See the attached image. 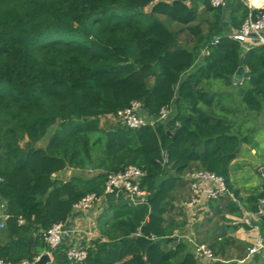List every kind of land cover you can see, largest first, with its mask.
I'll list each match as a JSON object with an SVG mask.
<instances>
[{"label":"trees","instance_id":"obj_1","mask_svg":"<svg viewBox=\"0 0 264 264\" xmlns=\"http://www.w3.org/2000/svg\"><path fill=\"white\" fill-rule=\"evenodd\" d=\"M225 9L210 0H0V199L9 215L0 260L49 253L46 233L129 167L143 173L145 201L104 211L84 262L57 251L49 264H199L180 237L189 176L199 171L223 178L228 194L207 202L214 214L197 225V244L215 264L246 258L232 218L262 208L264 234V189L243 197L231 168L250 129L223 115L206 87L212 79L238 86L242 114H261L264 45L244 51L229 37L250 15L242 0ZM241 66L247 87L233 81ZM133 102L155 119L167 107L174 113L139 129L109 119ZM69 169L94 173L57 177Z\"/></svg>","mask_w":264,"mask_h":264},{"label":"built area","instance_id":"obj_2","mask_svg":"<svg viewBox=\"0 0 264 264\" xmlns=\"http://www.w3.org/2000/svg\"><path fill=\"white\" fill-rule=\"evenodd\" d=\"M233 0H210L211 6L214 8H227ZM248 7L250 15L240 30H233L229 37L237 40L243 47L244 51H248L253 46L264 45V0H242ZM255 12H257L255 14ZM256 35V37H251ZM173 107L164 108L158 118L150 117L142 107L140 102H133L131 106L125 110L119 111L115 116H109L113 120H117L125 124L131 129H139L147 125L153 126L156 122H166L171 117ZM144 113L145 118L142 116ZM166 160V159H165ZM93 174V171H89ZM143 173L135 168H126L123 172L110 174L106 183L105 194L102 196H124L132 205L142 203L146 199V195L139 187L140 179ZM191 180V188L193 191L192 200L186 204L187 209H196L203 202L216 200L223 194H228V190L223 178L208 171H199L189 176ZM95 194H90L78 202L73 211L91 212L97 206L98 201L102 198ZM263 203V202H262ZM261 215L263 209L259 208L258 212H244L239 218L233 217L234 224L238 226V233L242 235L248 242V257L258 254H264V234L262 232ZM9 219L5 204L0 211V229H4ZM23 224V221H19ZM95 223V222H94ZM93 227V224H91ZM91 230L95 234L97 228ZM89 233V235L92 233ZM80 230H74L66 226V223L55 224L45 235L46 243L50 248L48 253L51 257L57 252L64 242L71 238L74 233ZM96 238V236L94 237ZM88 248L72 247L65 250L66 257L75 263H82L86 260ZM197 252L204 254L209 258H213L212 253L205 246L197 244ZM40 259L38 257L34 262L23 261L19 264H34ZM0 264H13L5 260H0Z\"/></svg>","mask_w":264,"mask_h":264},{"label":"rangeland","instance_id":"obj_3","mask_svg":"<svg viewBox=\"0 0 264 264\" xmlns=\"http://www.w3.org/2000/svg\"><path fill=\"white\" fill-rule=\"evenodd\" d=\"M224 21L226 26L229 25V20L226 14ZM167 24L173 30H177L176 25H171L168 22ZM180 41L182 44H186L189 48L192 46L191 37L186 33H182L180 35ZM247 86L248 84L245 83L244 87ZM206 90L210 93L218 95L216 103L218 104V108H221V111H224L222 112L223 115L227 116L231 120L239 122L240 124H247V127L250 129V144L242 147L238 158L232 164L231 178L234 182V185L241 191V195L243 197H247L252 193H258L262 191L264 189V110L257 116H247L246 114H242L243 109H245L246 106L239 94L240 87L235 86L227 88L224 81L221 79H212L207 82ZM171 111L172 116L174 113L173 109ZM142 116L145 118L144 113ZM48 139L49 135L45 137L43 143H47ZM85 176L89 177L90 173H86ZM60 177L66 178L68 175L65 173V176L63 175ZM3 206L4 203L0 199V211L2 210ZM193 210L194 213H192L191 216H195L200 211L198 208ZM92 224L96 229L97 224L94 222ZM98 235L99 233L97 230L95 236L97 237ZM4 240L5 235H1L0 241Z\"/></svg>","mask_w":264,"mask_h":264},{"label":"crops","instance_id":"obj_4","mask_svg":"<svg viewBox=\"0 0 264 264\" xmlns=\"http://www.w3.org/2000/svg\"><path fill=\"white\" fill-rule=\"evenodd\" d=\"M233 31V29L231 30ZM245 72L247 70L245 69ZM247 78H244L242 83H246ZM67 173L68 177L63 178L60 176H65ZM88 172H82L78 170L69 169L64 172H61L57 175L59 179L67 180L71 176H81L83 178L86 177L85 174ZM124 204H131V202L124 196H104L102 197L94 210L91 212H83V211H73L69 218L67 219L66 226L74 229L80 230V232H76L72 235L71 238L67 239L64 242V245L60 247L58 250L59 252H64L65 250L72 248V247H82V248H89L94 240V233L91 230L92 223L95 222L97 224L99 217L101 214L106 211L111 206L115 205H124ZM200 210L195 216H191L194 213L193 209L185 208L186 214L188 216L189 222L187 227L183 230L182 235L180 237L189 243L190 249L195 253L199 264H215L217 261L213 258H209L204 254H199L197 252V235H196V227L199 224H203L206 222L208 217L213 216V211L207 202H203V204L198 207ZM193 211V212H192ZM95 219V220H94ZM93 228V227H92ZM238 228L232 232V235L239 240H242L248 244L247 241L242 237L240 233H238ZM92 233L89 235V233ZM236 264H264V254H258L253 257H248V254L245 259L235 261ZM222 264H230L229 261H222Z\"/></svg>","mask_w":264,"mask_h":264},{"label":"water","instance_id":"obj_5","mask_svg":"<svg viewBox=\"0 0 264 264\" xmlns=\"http://www.w3.org/2000/svg\"><path fill=\"white\" fill-rule=\"evenodd\" d=\"M251 37H256V35H251ZM244 78H247V74L245 72V68L241 66L233 76L234 84L241 85ZM30 147H31V143L27 141L24 145V148L29 149ZM51 261H52V257L48 253H45L34 264H49Z\"/></svg>","mask_w":264,"mask_h":264}]
</instances>
